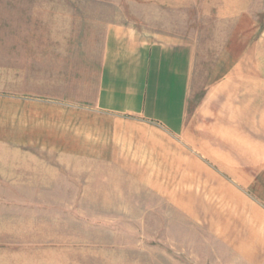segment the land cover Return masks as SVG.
I'll return each instance as SVG.
<instances>
[{
	"label": "rangeland",
	"instance_id": "374dc122",
	"mask_svg": "<svg viewBox=\"0 0 264 264\" xmlns=\"http://www.w3.org/2000/svg\"><path fill=\"white\" fill-rule=\"evenodd\" d=\"M107 23L195 41L181 136L69 97ZM263 25L264 0H0V264H264L257 132L215 78Z\"/></svg>",
	"mask_w": 264,
	"mask_h": 264
},
{
	"label": "crops",
	"instance_id": "0c3cea01",
	"mask_svg": "<svg viewBox=\"0 0 264 264\" xmlns=\"http://www.w3.org/2000/svg\"><path fill=\"white\" fill-rule=\"evenodd\" d=\"M101 27L99 52L92 65L81 69L82 78L68 82L69 97L91 104L87 107L98 112L181 136L195 71V41L171 36L148 39L125 24ZM254 32L246 46L237 43L230 48L215 78H220V98L226 103L224 123L257 132L252 135L257 141L252 146L258 148L253 160L264 162V25ZM113 132L114 139L127 142V129L114 128ZM262 173L245 186L254 189Z\"/></svg>",
	"mask_w": 264,
	"mask_h": 264
}]
</instances>
